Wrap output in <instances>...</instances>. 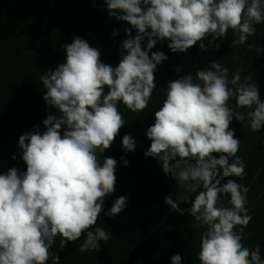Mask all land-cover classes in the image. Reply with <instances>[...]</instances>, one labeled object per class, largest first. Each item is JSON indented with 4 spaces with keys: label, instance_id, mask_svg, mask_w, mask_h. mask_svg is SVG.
I'll list each match as a JSON object with an SVG mask.
<instances>
[{
    "label": "clouds",
    "instance_id": "obj_1",
    "mask_svg": "<svg viewBox=\"0 0 264 264\" xmlns=\"http://www.w3.org/2000/svg\"><path fill=\"white\" fill-rule=\"evenodd\" d=\"M104 2L110 17L130 25L123 29L127 38L120 44V61L115 67L102 62L97 48L74 37L62 45L65 62L39 77L46 105L59 115H47L43 133L36 125L19 137L26 171L11 167L0 174V264H60L51 251L57 236L64 249L86 233L81 253L99 250L100 242L110 239L103 227L93 226L101 213L118 216L128 198L118 197L104 211L105 198L115 192L117 161L102 154L126 123L119 105L133 113L148 107L157 66L168 59L152 51L158 43L168 41L172 53L187 54L196 45L208 52L218 50L216 41L232 30V46L264 54V48L248 43L256 25L264 23V0ZM117 34L114 29L112 35ZM252 80L251 75L242 78L239 69L230 76L227 67L212 60L194 75L167 83L146 131L151 143L145 157L158 160L166 176L196 193L188 211L203 229L199 264H264L260 244L243 243L253 219L247 207L250 189L229 179L247 175L231 122L252 133L264 130V99ZM122 147L134 152L136 140L125 134ZM123 163L128 166L126 159ZM164 202L184 214L171 195ZM182 261L178 253L171 256V264Z\"/></svg>",
    "mask_w": 264,
    "mask_h": 264
},
{
    "label": "trees",
    "instance_id": "obj_2",
    "mask_svg": "<svg viewBox=\"0 0 264 264\" xmlns=\"http://www.w3.org/2000/svg\"><path fill=\"white\" fill-rule=\"evenodd\" d=\"M126 27L130 25L108 15L104 0H0V174L11 167L26 171V164L20 158L19 137L33 131L36 125L43 133L42 121L47 115L50 112L59 115L46 105L39 77L65 62L66 51L62 45L70 44L74 37L85 39L100 51L102 62L115 67L121 58L120 44L127 38L123 31ZM114 29L118 30L116 36L112 35ZM132 33L135 35L134 29ZM233 38L229 30L225 39L216 41L219 49L208 52H201L196 45L187 54L172 53L167 47L168 41L152 49L163 52L168 59L157 66L156 89L149 105L138 113L131 112L122 103L119 105L126 123L102 154V158L117 161L115 192L105 198L104 211L122 195L128 198L126 208L115 217L103 213L98 217L93 227H103L110 237L107 242H100L99 250L79 251L86 233L64 249L60 248L57 236L51 251L58 253L60 264H171V256L177 253L183 257L182 264H199L203 229L188 211L196 193H188L181 186L184 198L179 205L184 214L169 210L165 197L180 185L163 173L158 160L145 157L144 152L151 143L146 131L154 123V112L162 106L167 83L186 74L194 75L212 60L227 67L230 76L237 69L242 78L251 75L264 99V54L257 56L246 45L232 46ZM252 42L264 48V23L256 25V34L248 39V43ZM230 127L241 141L238 155L246 163L247 175L242 180L229 179L250 189L247 207L253 219L245 229L243 243L249 248L260 244L264 258V130L252 133L235 120ZM125 134L136 140L134 152L124 151ZM13 154L17 157L15 160ZM124 159L128 161L127 167ZM248 233L252 234L251 238H247Z\"/></svg>",
    "mask_w": 264,
    "mask_h": 264
},
{
    "label": "rangeland",
    "instance_id": "obj_3",
    "mask_svg": "<svg viewBox=\"0 0 264 264\" xmlns=\"http://www.w3.org/2000/svg\"><path fill=\"white\" fill-rule=\"evenodd\" d=\"M171 194H172V198L176 200L178 203L181 202L184 198L183 190L181 186L177 188L175 191H173Z\"/></svg>",
    "mask_w": 264,
    "mask_h": 264
},
{
    "label": "built area",
    "instance_id": "obj_4",
    "mask_svg": "<svg viewBox=\"0 0 264 264\" xmlns=\"http://www.w3.org/2000/svg\"><path fill=\"white\" fill-rule=\"evenodd\" d=\"M172 196V195H171Z\"/></svg>",
    "mask_w": 264,
    "mask_h": 264
}]
</instances>
